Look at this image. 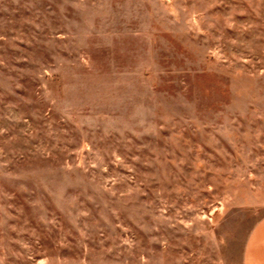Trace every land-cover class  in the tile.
I'll return each instance as SVG.
<instances>
[{"label":"rangeland","instance_id":"374dc122","mask_svg":"<svg viewBox=\"0 0 264 264\" xmlns=\"http://www.w3.org/2000/svg\"><path fill=\"white\" fill-rule=\"evenodd\" d=\"M264 216V0H0V264H242Z\"/></svg>","mask_w":264,"mask_h":264},{"label":"crops","instance_id":"0c3cea01","mask_svg":"<svg viewBox=\"0 0 264 264\" xmlns=\"http://www.w3.org/2000/svg\"><path fill=\"white\" fill-rule=\"evenodd\" d=\"M242 264H264V216L255 222L248 233Z\"/></svg>","mask_w":264,"mask_h":264}]
</instances>
